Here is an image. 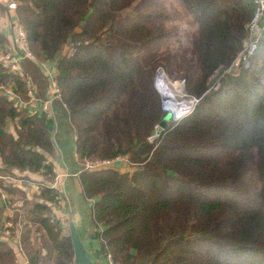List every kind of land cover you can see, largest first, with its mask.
I'll list each match as a JSON object with an SVG mask.
<instances>
[{
  "label": "trees",
  "instance_id": "16d2710c",
  "mask_svg": "<svg viewBox=\"0 0 264 264\" xmlns=\"http://www.w3.org/2000/svg\"><path fill=\"white\" fill-rule=\"evenodd\" d=\"M253 11L250 0H17L35 61H21V75L0 62V85L23 104L0 90V177L43 179L30 202L4 187L21 193L23 211L6 217L0 204V264H20L6 221L27 264H72L52 210L60 195L47 183L56 176L49 117L27 105L29 83L45 98L43 62L60 90L56 124L75 137L98 264H264V34L249 66L228 71ZM7 42L0 30V48ZM158 68L196 100L165 130ZM126 154L123 168H84Z\"/></svg>",
  "mask_w": 264,
  "mask_h": 264
},
{
  "label": "rangeland",
  "instance_id": "374dc122",
  "mask_svg": "<svg viewBox=\"0 0 264 264\" xmlns=\"http://www.w3.org/2000/svg\"><path fill=\"white\" fill-rule=\"evenodd\" d=\"M173 1H175V0H173ZM184 27H186V24L184 25ZM237 55H236V57H237ZM236 57L233 60V63L231 65L232 67L228 70V71H231L233 73H237L238 71H240V67H245L244 64H242L241 62H237ZM0 62L2 63V65L5 69H10L11 71H18V70H13L10 62L1 58V57H0ZM20 64H21V62H19L18 68L21 71ZM248 66H249V64H248ZM43 67L45 68V69L44 68L43 69L47 73L49 71L48 69L50 68V66L46 67V64H43ZM159 79H162L161 83H159V85L161 86L160 87L161 92H162V90H164V91H166V94H169L168 96L165 95V97H164L163 93L162 94L160 93V89H158V87L156 85L157 81L155 80V76H154L153 84L161 96V108L163 109L162 104H164L165 101H168V100L171 101V103H173V104H171L170 107L175 106L176 109L178 108V113H179V111L184 112V114L180 118L173 120V121H178L184 115H186L189 111H191L196 100L194 98H188L184 95L183 86H182L181 81H173V80L169 79L166 75H165V78L160 77V78H158V80ZM161 84H163V85H161ZM2 93H3V91H2ZM157 129L159 130L160 128L157 126ZM155 134L152 135V136H154V139L156 137ZM54 143L56 144V148L59 150V151H57V149L55 150L54 158L60 159V157L58 155V153H59L61 155L63 161L66 163V165H69V167L74 165V150H73L72 134L67 128L62 127L61 124H58L56 131H54ZM124 157L129 159V156L127 154ZM60 167L63 168V166H61V165H60ZM72 167L70 169H72ZM68 178H71V177H68ZM68 178H67V180H68ZM13 179H14L13 177H5V178L0 177V182L2 184V187H1L2 188V190H1L2 194H1L0 203H1L2 207L6 210V213L8 216H10V218H13L15 213L21 214L23 211V207H21L22 200L20 199L21 193H18L16 191L10 193V192H7L6 189H4V187L6 185L15 183V181H13ZM28 179H23L21 181V184L25 186L26 184L30 183V186L25 187L24 188L25 190H23V189H19V190L24 191L25 198L27 200H29V202H30V201H33L32 199H34V195H36L39 192V185H38L39 183L37 182L38 183L37 184L35 182L36 181H42L43 177L36 178L37 180H35L34 183L26 181ZM56 179H57V177L55 179L47 182L49 185L54 184L55 189H57ZM57 191L60 195L59 201L54 206H52V210H53V213L55 214V216L59 217L61 222H62V226H63L62 233L65 235H68L67 223H68V218L70 216L69 210L67 209V203H66V200L64 199V197L62 195V192H60L61 189L58 188ZM83 205L86 206L90 210L89 203L87 201L84 200ZM78 208H79V211L76 213L77 214V216H76L77 225H78L80 231L82 232L84 239L88 242V244L87 243L86 244L91 249L93 248L92 257L96 258L97 255H96L95 238H96L97 230L94 227L89 228V226L87 225V221H86V219L88 217L87 210H85L83 208V206H79ZM73 209L75 210V206H73ZM79 217L82 219H79ZM19 224H22V223H19ZM19 224H17V225H19ZM19 228L21 229V225H19ZM16 233L19 234V230H17ZM6 239H8V241L13 244V248H14L16 255L18 257V261L21 264H23L24 263V257L21 255V253L18 251V249L16 247V237H13V238H7L6 237ZM88 254L90 255V249L89 248H88ZM97 261H98V259H97Z\"/></svg>",
  "mask_w": 264,
  "mask_h": 264
},
{
  "label": "built area",
  "instance_id": "2783aa9c",
  "mask_svg": "<svg viewBox=\"0 0 264 264\" xmlns=\"http://www.w3.org/2000/svg\"><path fill=\"white\" fill-rule=\"evenodd\" d=\"M250 1L254 5V11L251 18L246 23L247 35L246 38L243 40L242 48L236 57L237 62H241L242 64H244L245 67L248 66L249 59L257 49L260 39L264 34V0H250ZM16 6H17V0H5V8L7 10L14 11ZM13 27L20 53L17 56H13V54L8 52L2 55L1 58L9 61L12 69L18 70L19 74L21 75V71L18 68L19 62L23 61L24 59L35 61V58L28 47L25 31L22 29L20 25L16 23V21ZM41 65L42 63L40 64V66ZM48 70L49 71L47 73L44 71L48 79V89L45 98L41 99L35 96L32 90V86L29 83V91H28L29 101L27 105L34 106L37 104L38 110L47 113L48 117H52L53 102L56 99L60 98L61 95H60V90L56 85V80H55L56 74L52 72V69L49 68ZM1 89L6 97L15 99V106L17 110H19L21 105L23 104L18 98H16V96L13 93V90L10 87H3L2 85H0V90ZM171 104H173L171 103V101L169 100L165 101V103L162 104L163 110L167 111ZM173 113H174L173 120L180 118L184 114L183 111L182 112L179 111V113L178 111L177 112L175 111ZM156 135L157 134H155V136ZM124 156L125 155H117L113 158H107V159H94V160L85 159L84 168L92 169V170H98L104 168H122L124 165H126V163H128V158ZM51 187H54V184H52ZM8 227H11V223L6 221L4 224L5 237L13 238V237H9L10 232ZM17 236H16V244H18Z\"/></svg>",
  "mask_w": 264,
  "mask_h": 264
},
{
  "label": "water",
  "instance_id": "95a60500",
  "mask_svg": "<svg viewBox=\"0 0 264 264\" xmlns=\"http://www.w3.org/2000/svg\"><path fill=\"white\" fill-rule=\"evenodd\" d=\"M157 77H164L165 73L158 68L155 73V80L157 81ZM173 111L167 110L162 117V119L158 122V127L161 130H165L167 128L168 122L173 119ZM154 136L149 137V141H152ZM66 174H64L59 182V187L61 189L62 195L67 203V209L69 210V218H68V236L70 237L72 250H73V258L72 264H97L98 261L96 258L92 257V251L87 244L88 242L84 239L82 232L80 231L76 216L77 212L79 211V206H83L85 210H87L88 217L86 219L87 225L89 228L93 226L90 219V210L83 205L84 198L81 193V188L76 190L74 189L73 184L69 180H65ZM75 206V210L73 209ZM79 219H82L79 217ZM85 220V219H84ZM83 221V220H82ZM94 229V228H93ZM87 243V244H86ZM88 248L90 249V255L88 254Z\"/></svg>",
  "mask_w": 264,
  "mask_h": 264
},
{
  "label": "crops",
  "instance_id": "0c3cea01",
  "mask_svg": "<svg viewBox=\"0 0 264 264\" xmlns=\"http://www.w3.org/2000/svg\"><path fill=\"white\" fill-rule=\"evenodd\" d=\"M0 5H2V7L5 8V0H0ZM15 21H16V15H15L14 11H10V10H7L5 8L4 12H0V30L6 35V37L8 39V42L2 48H0V57H2V55H4L5 53H8V52L13 54V56H17L20 53V50H19V47H18V43H17V40H16V35H15V32H14V27H13ZM44 64H46V67L50 66V69H52V72L55 73V69H54L53 63L45 62ZM40 67L44 68L43 64ZM44 69H42L43 72L45 71ZM31 108L38 109L37 104L34 105V106H31ZM48 125H49V129L51 130V133H52V138L54 140V131H56V129H57V124H56V118H55V115H54V111H53V116L49 117V119H48ZM71 134H72L73 150H74L75 149V147H74V139H75V137H74L73 132H71ZM56 149H57L56 148V144L54 143V150H56ZM57 151H59V150L57 149ZM58 155H59L60 159L56 158L57 159L56 160L54 158L55 160L54 159L51 160L52 163H53V170L56 173L55 178L57 177V179H56V181H57V183H56L57 184V189L60 188L59 187V182H60V180H61V178H62V176L64 174H66V176H67L65 178V180L68 177H71V178H68V180L71 182V185L73 184L75 190H76V188L80 189V185H79V183H78V181L76 179V173H75L77 171L76 168H75L76 167V165H75V161H76L75 151H74V165H72L73 167L72 166L69 167V165H66V163L63 161L61 155L59 153H58ZM60 165L63 166V168H61ZM71 167H72V169H70ZM22 175H27L29 177V179L26 180V181L33 182V183L35 182V180H37L36 178H38V177L40 178L41 177L39 174H31V173H28V172H26V173H24ZM22 180L23 179H21V178H14L13 179V181H15L14 185L19 187L20 189L25 190L24 188L27 187V186L29 187L30 183H28V184H26L24 186V185L21 184ZM37 182L38 181H36L35 183H37ZM4 213H5L6 217H10V216L7 215L5 209H4ZM23 264H27V261L25 259H24V263Z\"/></svg>",
  "mask_w": 264,
  "mask_h": 264
},
{
  "label": "bare ground",
  "instance_id": "6f19581e",
  "mask_svg": "<svg viewBox=\"0 0 264 264\" xmlns=\"http://www.w3.org/2000/svg\"><path fill=\"white\" fill-rule=\"evenodd\" d=\"M158 78H160V77H157V84H156V85H157L158 89H160L161 86L159 85V83H161L162 79H159V80H158ZM161 85H163V84H161ZM160 93H161V94L163 93L164 97H165V95H166V96L169 95V94H166V91H164V90H162V92H161V89H160ZM182 109H183V108H182ZM182 109H181V110H182ZM168 110H171V111L175 112V111H178V108L176 109L175 106H173V107L171 106V107H169Z\"/></svg>",
  "mask_w": 264,
  "mask_h": 264
}]
</instances>
